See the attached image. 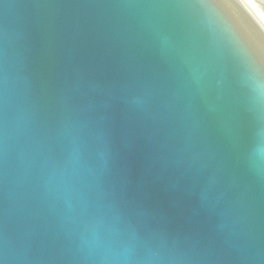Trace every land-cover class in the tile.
Here are the masks:
<instances>
[{
    "label": "water",
    "instance_id": "obj_1",
    "mask_svg": "<svg viewBox=\"0 0 264 264\" xmlns=\"http://www.w3.org/2000/svg\"><path fill=\"white\" fill-rule=\"evenodd\" d=\"M261 63L243 0H0L6 264H264Z\"/></svg>",
    "mask_w": 264,
    "mask_h": 264
},
{
    "label": "bare ground",
    "instance_id": "obj_2",
    "mask_svg": "<svg viewBox=\"0 0 264 264\" xmlns=\"http://www.w3.org/2000/svg\"><path fill=\"white\" fill-rule=\"evenodd\" d=\"M243 1L247 4V6L251 9L254 15L264 26V15L260 11L258 5L253 0H243Z\"/></svg>",
    "mask_w": 264,
    "mask_h": 264
},
{
    "label": "snow or ice",
    "instance_id": "obj_3",
    "mask_svg": "<svg viewBox=\"0 0 264 264\" xmlns=\"http://www.w3.org/2000/svg\"><path fill=\"white\" fill-rule=\"evenodd\" d=\"M200 2H202V0H200ZM260 2L262 4H264V0H260ZM247 62L249 64V66H253V65L257 64L256 61L252 58H247ZM259 66L262 69H264V63L259 64ZM0 264H6V261H5L4 255H3V251H2V243H0Z\"/></svg>",
    "mask_w": 264,
    "mask_h": 264
}]
</instances>
